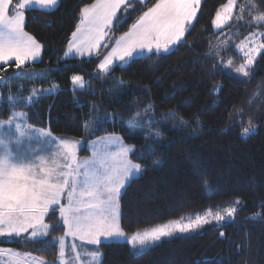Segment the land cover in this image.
<instances>
[{
    "label": "trees",
    "instance_id": "1",
    "mask_svg": "<svg viewBox=\"0 0 264 264\" xmlns=\"http://www.w3.org/2000/svg\"><path fill=\"white\" fill-rule=\"evenodd\" d=\"M95 1L26 9L25 30L42 44V56L19 68L0 66V117L23 111L34 127L83 138L80 154L106 134L133 145L130 157L142 171L120 196V222L129 234L240 201L228 220L142 248L87 244L102 252L100 264H264V50L250 77L232 71L246 62L236 45L264 30V20L256 19L264 0H237L232 20L219 31L213 21L229 0H202L171 51L140 55L106 73L99 68L105 56L157 0L131 5L126 14L122 8L118 16L127 18L112 26L96 55L64 59L82 10ZM74 75L84 77V88L75 86ZM249 121L255 128L245 136ZM45 220L48 235L2 236L0 248L57 262L66 233L58 206Z\"/></svg>",
    "mask_w": 264,
    "mask_h": 264
},
{
    "label": "snow or ice",
    "instance_id": "2",
    "mask_svg": "<svg viewBox=\"0 0 264 264\" xmlns=\"http://www.w3.org/2000/svg\"><path fill=\"white\" fill-rule=\"evenodd\" d=\"M232 2L233 0H229V5L224 6L226 12L230 11ZM193 3L198 4L199 0H157L153 7L138 18L130 31L116 41V46L99 65L101 71L106 73L109 70L113 57L124 61L135 51L145 48L151 51L153 46L157 52L161 48L167 51L169 45L181 40L186 22L190 24L195 16ZM31 4H39L47 9L56 6L58 0H19L14 5V13L12 0H0V65L14 58L19 68L25 61L39 57L41 45L24 31L23 10ZM122 6L126 14L131 6L130 0L127 3L126 0H96L95 4L85 7L77 30L72 33L73 41L70 42L69 51L75 49L77 53L83 54L85 49L98 47L99 42L108 35L105 29H110L114 22L121 24L127 18L126 15L118 16ZM256 19L264 20V14ZM221 20V13L218 11L213 23L219 27ZM259 48H264V44L245 51L246 63L235 69L237 74L250 76L246 68L253 64L254 53ZM72 80L79 87L84 86L82 77L74 75ZM11 122L9 120L7 123ZM21 127L16 125L17 131L23 136ZM254 128L255 125L249 121V127H245L242 134L247 136ZM77 143L60 140L58 151L47 161L41 158L39 164L16 162L9 155H0V236L20 237L28 234L25 238L29 240L46 236L49 225L44 223V217L49 213L50 207L55 212L57 206L63 224L67 226V234L79 235L81 240L86 239L89 244L96 246L103 242L122 241L129 243L132 248L147 246L161 237L173 235L174 231L187 232L209 222L206 217L211 215L210 210L205 217L197 216L195 221L177 225L175 229L162 227L143 235L135 233L130 237L126 236L119 224V197L121 190L142 171L141 165L128 159L129 152H134V148L121 144L116 153L101 157L102 171L94 164L90 167L89 161H85L81 172V165L76 157ZM65 192L68 201L66 205L61 203ZM239 202L237 198L236 203ZM235 212V207L225 210L229 218ZM212 219L221 222L225 220V215L217 212ZM60 254L63 256V248ZM89 255L93 264H99V251ZM15 264H21V261L17 260Z\"/></svg>",
    "mask_w": 264,
    "mask_h": 264
},
{
    "label": "rangeland",
    "instance_id": "3",
    "mask_svg": "<svg viewBox=\"0 0 264 264\" xmlns=\"http://www.w3.org/2000/svg\"><path fill=\"white\" fill-rule=\"evenodd\" d=\"M145 1L146 0H130V4L135 5L137 3H144ZM127 2H129V0H126V3ZM201 2H202V0H199L198 4L193 3L192 7L195 8L196 14L191 19L190 24H192L197 17ZM95 3H96V1H95ZM226 5H229V1L219 9V12L221 13L222 20L220 22L219 27H217L214 24V29L216 31L223 29L232 20L234 14H235V10H236L237 0H233L232 4L230 6V11L226 12L225 7H224ZM123 7L124 6H122L121 9ZM121 9L118 11V15H119V12L121 11ZM225 16H227V19H224ZM216 19H217V15H216L215 20ZM188 25H189V23L186 22V30H187ZM111 28H112V26H111ZM111 28L105 29V31H108V35L103 40H101L99 42V46L96 48V50L94 52H91L94 50V47L91 50L85 49L84 51H86V53L87 52L91 53V56L95 55L96 52L98 53L101 46L107 40V38L111 32ZM130 30H131V28L127 32H129ZM186 30H185V32H186ZM127 32H125V33H127ZM185 32H184V34H185ZM262 34H264V30H256V31L252 32L244 40H242L241 42H239L236 45L237 50L242 55H244L245 51H248V50L253 49V48H258V46L260 44H264V35H262ZM182 38L183 37H181V40H182ZM71 41H73V38L71 39ZM180 41H178L175 44L169 45V49L167 51H165L163 48H161L159 52L171 51L176 46V44H178ZM162 43H163V41H162ZM263 50H264V48H259L258 51H256L254 53L255 59L253 61V64L250 67L246 68V71H249L250 76L252 74L253 66L256 63V60ZM154 51H157L155 46H153L151 51H149L147 48H145L143 50H137L133 53V55L131 57H129V59L127 60L128 62H124V63H129L134 58H136L140 55H144V54L154 52ZM76 53L77 52L75 51V49H72L71 52L68 51L67 55L65 52L64 59H67L68 57H70V55H74ZM77 54L84 55V54H80V53H77ZM117 59L118 58L113 57V61H116ZM236 68H238V67H236ZM236 68L232 69V71L234 73H236V71H235ZM238 75L243 76L242 74H238ZM75 76L82 77L83 85H84L83 87H79L78 85L75 84V86L77 88H84L87 84L84 77L81 75H75ZM56 89H57V87H55L53 89V91H55ZM36 95H37V92L35 91L34 96L29 97L27 99L28 102H31L33 100V98L36 97ZM1 101H2V94L0 91V103H1ZM9 120H11L12 122L7 123ZM17 124L22 126L21 131L24 132L23 136H21L20 132L17 131V128H16ZM45 133H46V135H45ZM60 140L78 142L76 145V157H77V162L81 165V169H80L81 172L83 171V165H84L85 161H89L90 167L93 166V164H94L95 167L101 168V171H102L103 169L100 165L101 157H103L105 154L111 155V154L116 153L119 150V147L121 144H123L125 146H131L134 148V146L127 143L120 134L113 133V134L102 135V136H99V137L89 141L87 144L89 154H80L81 149L85 145V140L83 138H66L65 139V138H62V137H59V136L52 134L48 130H40L39 131V129L34 128L28 124L27 114L23 111H17L16 113L13 114L12 118H10L8 120L0 117V141H2V143H0V155H9V156L15 158L16 162L39 164L41 158L44 159L45 161H47V160H49V158L51 157V155L53 153L58 151V145H59ZM130 154H131V152H129V154H128V159L131 160L135 164H139L138 162L132 160V158L130 157ZM61 163H63V161H61ZM141 168H142V166H141ZM125 188H123L121 190V194L123 193ZM65 195H67L66 192L61 197V203H62V200H63ZM237 206H238V204L236 203V204L229 205L225 208H219L218 207L216 209H213V208L209 209L211 211V215H208L206 217L207 220L209 221L208 223H211V222L221 223V222H223V221L217 222L216 220L212 219V216L215 215L217 212H219L221 215H225V220L230 219L229 217H227L225 210L230 208V207L237 208ZM50 209H52V207H50L49 210ZM209 210L204 211V212L195 213V214H190V215H187L181 219H175V220L168 221L166 223H161V224H158L154 227L139 230L136 233L143 235L145 232H150L152 229L162 228V227L165 229H175V228H177V225H186V224L191 223L192 221H195L197 216L205 217L206 213H208ZM119 213H120V215H119L120 227L124 231L125 235L130 237L131 235H133L135 233L129 234L121 226V222H120L121 221L120 197H119ZM46 216L44 217V223L49 225L45 220ZM205 224H207V223H203L199 227H195V228H193L187 232H179L178 230L174 231L173 235H171V236L197 232V231L201 230ZM49 229H50V225H49ZM48 232H49V230L47 231V235H48ZM12 236H14V235H12ZM0 237H2V236H0ZM42 237H44V236H42ZM166 237H170V236H166ZM166 237H161V239L166 238ZM61 238H63V245H61V248H63V256H61V254H60V258H59L57 263H59V264H93L92 258L89 254L92 252L98 251V250L87 249V244L82 242L79 235L73 236L71 234H67L66 236L61 237ZM61 238H60V241H61ZM160 240H158V241H160ZM158 241H155V242H158ZM155 242L150 243L149 245H152ZM149 245H147V246H149ZM68 247H70L69 250H68ZM142 247H145V246H138L137 248H142ZM99 252L101 253V256L99 257V264H100L102 261V252L101 251H99ZM60 253H61V251H60ZM68 253H69V255H68ZM0 258H3V256H1ZM16 261L17 260H13L12 262L15 263ZM22 262H23V264H32L30 259L27 262H25V261H22ZM52 263H55V262H52Z\"/></svg>",
    "mask_w": 264,
    "mask_h": 264
},
{
    "label": "crops",
    "instance_id": "4",
    "mask_svg": "<svg viewBox=\"0 0 264 264\" xmlns=\"http://www.w3.org/2000/svg\"><path fill=\"white\" fill-rule=\"evenodd\" d=\"M19 2V0L16 2V0H12V5H13V8H12V10H13V13H14V11H15V8H14V5L16 4V3H18ZM58 3H59V0H58ZM95 3V2H94ZM93 3V4H94ZM93 4H91V5H93ZM58 5V4H57ZM56 5V6H57ZM91 5H88V6H86V7H90ZM56 6H54V7H52V8H47V9H53V8H55ZM28 8H41V9H46V8H43L41 5H39V4H31V5H29L26 9H28ZM85 8V7H84ZM26 9H24L23 11H24V14H25V21H26ZM81 18H82V13H81V17H80V20H81ZM80 20H79V23H80ZM78 23V24H79ZM114 24H115V22H114ZM77 30V29H76ZM24 31L25 32H27L26 30H25V22H24ZM28 33V32H27ZM28 34H30V33H28ZM31 35V34H30ZM124 35V34H123ZM122 35V36H123ZM32 36V35H31ZM121 36V37H122ZM73 38V36L71 37V39ZM119 39V38H118ZM35 40H36V38H35ZM40 45H41V50H40V55H39V57L37 58V59H35V60H28V61H25V63L24 64H26V63H31V62H37V61H39L40 59H41V56H42V44L38 41V40H36ZM70 42H71V40H70ZM105 43V42H104ZM116 46V43H115V45L113 46V47H115ZM69 47H70V43H69V45H68V48H67V50H66V55H67V53H68V51H69ZM102 47V46H101ZM113 47H112V49H113ZM96 48L97 47H94V50L93 51H91V52H94L95 50H96ZM112 49L108 52V54L112 51ZM84 55H79V54H74V55H70V57H68L67 59H70V58H83V57H91V53H89V52H87L86 53V51H84V53H83ZM97 54V52L95 53V55ZM108 54L105 56V57H107L108 56ZM92 56H94V55H92ZM105 59V58H104ZM103 59V60H104ZM129 59V57L128 58H126L124 61H121V60H119V59H117L116 61H113L112 62V64L109 66V70H111L116 64H122V65H124V64H128V63H124V62H128L127 60ZM12 62H15L14 61V58L12 59V60H9L6 64H9V63H12ZM6 64H2V65H6ZM1 65V66H2ZM101 70V69H100ZM108 70V71H109ZM103 72V71H102ZM13 116V115H12ZM12 118V117H11ZM8 120V119H7ZM29 124V123H28ZM30 125V124H29ZM30 126H32V125H30ZM32 127H34V126H32ZM34 128H37V129H39V131L40 130H48V129H41V128H39V127H34ZM49 131V130H48ZM63 201V200H62ZM68 202V201H67ZM67 202L66 203H63L62 202V204H67ZM51 210V209H50ZM49 210V211H50ZM67 233H68V229H67V226H66V233H65V235L64 236H66L67 235ZM64 236H62V237H64ZM61 238V237H60ZM82 242L83 243H85V244H89L88 243V241L85 239V240H82ZM90 245V244H89ZM60 247H61V241H60ZM69 248L70 247H68V250H69ZM0 250H2V251H0V257L1 256H3V258H0V264H15V263H13L12 261L13 260H19V261H21V264H23V262L22 261H25V262H27L29 259L31 260V262H32V264H59V263H57V262H55V263H52V262H50V261H47V260H45V259H43V258H41V257H38V256H36V255H32V254H27V253H22V252H19V251H17V250H14V249H11V248H0ZM18 254V255H17ZM68 255H69V253H68ZM7 256V257H6ZM60 258V257H59ZM11 259V260H10ZM59 260V259H58Z\"/></svg>",
    "mask_w": 264,
    "mask_h": 264
}]
</instances>
